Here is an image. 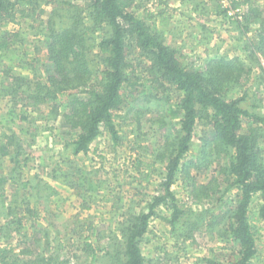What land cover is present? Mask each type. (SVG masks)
Instances as JSON below:
<instances>
[{"label":"trees","instance_id":"1","mask_svg":"<svg viewBox=\"0 0 264 264\" xmlns=\"http://www.w3.org/2000/svg\"><path fill=\"white\" fill-rule=\"evenodd\" d=\"M135 1L0 0V156L8 157L7 176L14 196L10 204L2 200L0 264H152L143 242L162 208L169 211L176 243L195 241L204 228L237 246L228 261L206 257L208 264H253L258 255L260 227L256 224L264 223V112L257 111L255 103H245L253 87L264 85V0H233V7L244 10L246 5L247 9L246 24L229 17L240 29L244 57L218 54L204 68L185 63V56L167 42L158 25L162 11L149 22L147 11L140 16L133 10ZM215 1L221 14H226L219 0ZM200 8L193 3L192 11ZM134 55L144 71L151 73L154 84L170 86L180 94L177 123L168 121L166 113L152 115L149 106L156 98L152 93L134 99L141 106L133 115L139 127L144 115L150 114V120L163 129L160 143L151 150L139 142L140 134L135 143L123 135V126L116 121L126 104H134L127 99L128 88L141 78ZM58 121L65 128L60 148L39 162L34 178H27L25 171L34 160L27 146L52 131ZM200 122L210 132L202 136L197 155L193 142ZM104 132L115 145L126 140L131 145L134 179L143 184L155 174L161 176V189L143 204L136 198L146 190L140 187L129 201L118 197L113 202L118 220L109 230L90 217L81 218L92 209L84 195L95 191L86 183L98 182V176L78 162ZM224 153L230 157L226 162L221 160ZM217 161L218 171L208 182L191 175L194 168L206 170ZM36 177L39 180L34 183ZM180 177L197 202L210 204L216 199L221 209L211 211L206 220L208 209L183 207L174 189ZM49 180L81 198L82 212L74 216L71 231L85 236L72 256L64 240L56 239L61 237L58 231L55 239L50 229L39 235L37 202L41 196L37 194L35 200L33 189L41 186L49 192L47 199L53 197L58 192ZM102 185L98 183L97 189ZM257 195L262 203L254 221L251 205ZM28 221L32 234L25 229ZM15 232L23 237L14 245ZM173 255L166 251L162 264H173Z\"/></svg>","mask_w":264,"mask_h":264},{"label":"rangeland","instance_id":"2","mask_svg":"<svg viewBox=\"0 0 264 264\" xmlns=\"http://www.w3.org/2000/svg\"><path fill=\"white\" fill-rule=\"evenodd\" d=\"M79 1L84 2V0ZM194 2L201 7L195 12L192 11ZM133 10L140 16L147 11L149 13V22H153L154 16L157 17L162 11V15L158 16L159 28L163 31L167 42L178 49L181 56H185L183 58L184 62L193 67L204 68L207 60L218 54H228L229 56L243 55L244 57V51L242 50L244 40L240 38L242 36L240 29L237 24L229 19L227 13V15L225 13L221 14V10L216 6L215 0H164V2L161 0H136ZM246 11L245 5L243 14ZM243 18L244 15L240 19L246 24V20ZM251 26L254 27L255 24H251ZM132 58L138 66L137 74L141 75V78L139 84L128 88V101L134 103L135 98L141 99L142 96L152 93V95L156 96V98L152 99L154 103L149 106L152 115L159 114L163 116L166 113L168 121L173 120L176 122L179 119V110L176 107L180 94L170 86L166 85L165 88H162L154 84L152 82L153 76L151 73L144 71L145 69L141 67L138 56L134 55ZM155 101L160 102V105L157 106ZM250 103L259 105L257 111L264 112V85L260 86L259 89L255 87L251 89L249 100L245 105H250ZM140 107V104L136 102L132 106L126 104L123 111L118 112L116 121L123 126L120 131L123 135L128 134L129 139L134 141L135 137L140 134L139 142L145 148L151 150L160 143L163 129H160L158 123H153L150 120V114H147V117L144 115V124L140 128L136 117H134L136 108ZM50 125H53V123H50ZM64 131L65 128L58 121L52 131L42 133L37 137L33 146H27L34 155V160L29 162V168L25 171L27 178H34V175L39 171V162L54 154L60 148L59 143L63 139ZM209 132L210 128L208 125L203 122L198 123L193 142V151L197 155L203 145L202 136L208 135ZM132 155L131 145H129L127 140L123 145H115L108 132L100 135L93 143L88 154H81L78 159L81 168L86 172L96 173V176H98V179H96L98 182L86 183L87 187H92L95 191L89 196L84 195L87 201L92 204V209L83 212L81 218L90 217L91 220H95V223H99V226L107 230L113 226L115 228L118 219L113 211L112 204L118 197H124L123 201L127 202L136 187H140L141 191L146 188L145 192L136 197L143 204L144 202L142 201L149 199L150 194L156 193L161 189V176L158 174H155L148 182L144 181L143 184L134 179L135 170ZM229 158L224 153L221 160L226 162ZM8 162V157L0 156V225L5 220L2 200L10 204L14 198L12 195L13 184L7 176L9 173L7 169L10 166ZM218 168L217 161L206 170L194 168L191 175L197 181L206 183L214 173H217ZM41 178L43 177L41 176ZM37 180L39 179L36 177L34 183H37ZM49 181L58 192L53 197L47 199L49 192L41 186H36L33 189L35 200L37 194L41 196L38 197L40 199L37 202L41 215V226L38 228L39 235H44V230L50 229L52 231L51 237L55 239V233L59 232L61 237H56V239L64 240L67 254L72 256L78 249L76 244L82 242L85 236L84 233L80 235L71 231V223L74 220V216L82 212L81 198L77 197L72 189L58 182ZM100 182L103 185L98 190L97 186ZM222 187H225L224 183H222ZM174 189L183 207H191L197 210L208 209L205 213L206 220L209 219L211 211L218 212L221 209L216 199L210 204L207 200H203L202 203L197 202L191 196L190 191L185 188V182L182 181V177H180ZM234 193L232 191L229 195L232 196ZM223 200L225 204L222 205V208L226 209L228 205L226 204V199ZM261 203V198L257 195L251 205V216L254 221L258 218ZM140 207L138 206L137 209ZM168 215L169 211L166 209L162 208V210H159L158 216L151 223V231L143 242L144 254L153 260L152 264H162L166 251L174 252L173 262H171L173 264L178 263L177 257H179V264H208L206 257H214L226 262L236 253L237 246L230 242L227 237L224 239L204 228L197 232L195 241H188L185 244L176 243L173 237L174 234L170 231ZM31 225V221H28L25 227L29 234L33 233L32 227L30 228ZM256 225L260 227V234L257 236L258 255L253 260V264H264V228H262L264 223L259 221ZM22 237L15 232L13 244L15 245L18 241H21ZM176 245H179V247ZM81 255L79 254V257L83 258V260L86 259Z\"/></svg>","mask_w":264,"mask_h":264},{"label":"built area","instance_id":"3","mask_svg":"<svg viewBox=\"0 0 264 264\" xmlns=\"http://www.w3.org/2000/svg\"><path fill=\"white\" fill-rule=\"evenodd\" d=\"M225 12L230 16L241 18L243 16V11L239 8L233 7V0H219Z\"/></svg>","mask_w":264,"mask_h":264}]
</instances>
